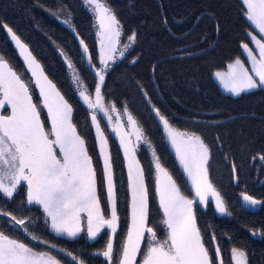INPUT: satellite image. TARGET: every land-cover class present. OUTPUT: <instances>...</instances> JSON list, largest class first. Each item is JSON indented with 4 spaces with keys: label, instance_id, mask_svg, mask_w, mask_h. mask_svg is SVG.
I'll list each match as a JSON object with an SVG mask.
<instances>
[{
    "label": "trees",
    "instance_id": "trees-1",
    "mask_svg": "<svg viewBox=\"0 0 264 264\" xmlns=\"http://www.w3.org/2000/svg\"><path fill=\"white\" fill-rule=\"evenodd\" d=\"M106 3L121 22V43L127 42V35L133 29L138 38L126 58L112 65L106 87L102 89L105 104L115 105L119 112L125 107L128 109L151 141L161 163L189 198L194 195L169 150L153 106L170 115L179 130L195 131L202 136L211 149L210 179L228 213L218 215L211 202L206 206L194 204L203 242L213 258L219 244L224 264H233L232 247L246 251L249 264H264V160L260 159L264 154V89H254L240 96L229 95L221 90L214 76V72L224 71L236 58L245 62L241 43H248L249 47L252 43L247 36L250 25L243 14L241 0H106ZM66 18L70 23H64ZM3 24L10 26L28 46L44 73L73 107V123L93 159L102 211L108 217L102 160L90 112L77 98L63 60L65 57L73 63L85 91L93 96L96 78L87 67L80 47V39H83L94 62L99 63L92 15L82 0H0V56L22 74L25 81H31L33 101L39 105L40 97L32 77ZM133 59L137 60L135 64L129 62ZM41 119L49 128L45 110ZM101 122L109 142L116 187L119 219L114 247L118 251L129 223L128 181L117 136L106 129L104 120ZM136 157L149 189L148 223L156 230L158 238L163 239L166 234L161 223L163 214L155 192L150 156L143 145L138 147ZM245 194L261 203L247 204L243 200ZM0 206H6L18 216L30 217L29 227L33 233L57 248L71 251L84 264H107L103 256L95 254L105 247L107 229L93 241H89L85 233L74 239L53 234L42 210L26 203L24 185L11 201L0 198ZM5 219L0 218V229L6 234L34 244L37 249L45 247L30 241L22 231L12 230ZM212 236L216 237L215 241ZM50 251L64 264H75L64 253ZM142 257L143 249L138 261Z\"/></svg>",
    "mask_w": 264,
    "mask_h": 264
},
{
    "label": "snow or ice",
    "instance_id": "snow-or-ice-1",
    "mask_svg": "<svg viewBox=\"0 0 264 264\" xmlns=\"http://www.w3.org/2000/svg\"><path fill=\"white\" fill-rule=\"evenodd\" d=\"M241 2L246 9L243 14L250 25L247 36L254 45V48H250L248 43H241L251 70L245 67L240 58H236L227 65L226 72H214L224 90L233 96H240L254 89H264V0ZM83 3L93 13L99 26L96 33L99 38V63L94 62L85 41L80 39L83 53L88 56L89 68L96 78L95 102L91 94L84 90L78 95L88 109L103 112L111 124L112 113L116 111V107L112 105L110 111L106 108L102 89L106 87V77L110 74L112 65L117 60L126 58L125 54L134 47L138 33L133 29L127 35V42L122 44L121 22L106 0H83ZM68 15L70 17V13ZM209 15L214 16L212 13ZM64 23H70V19L66 18ZM2 26L15 43L19 55L23 57L31 73L39 90L40 103L38 105L33 101L29 86L31 81H25L22 74L10 67L4 57L0 56V109L5 105L11 109L10 115L0 114V198L11 201L23 182L26 185V203L40 206L45 223L57 236L75 238L86 231L88 239L95 240L103 229H107L109 235L105 247L95 253L103 256L107 264H224L219 244L215 247V258L205 246L194 212V204L197 201L199 205L206 206L208 197L211 196L215 201L216 211L222 215L228 214L220 193L210 179L211 149L202 136L195 131L179 130L170 115L153 106L152 111L155 118H158V126H162L167 141L175 150L186 180L195 193L193 198H189L161 163L151 141L125 107L127 121L136 129V145H133L131 138L125 139L119 127L112 128L123 149L130 193L131 223L117 251L114 247V237L118 231L119 218L113 165L108 140L101 131L96 112H92L91 121L95 125L99 158L102 159L104 187L110 213L108 217L102 211L93 159L89 155L86 141L73 123V107L44 73L40 63L16 32L7 24ZM129 62L135 64L137 60ZM67 67H74L70 60L67 61ZM73 80L83 89L84 85L78 77L74 76ZM43 110L47 112L50 128H46L45 121L41 119ZM140 145L151 150L155 158V192L163 214L161 223L166 229L164 239H159L156 230L148 223L149 189L145 172L136 157ZM260 159L264 160V154L260 155ZM232 170L235 174V165ZM243 200L252 206L261 203L247 194L243 195ZM0 218H6L5 223L12 230L22 231L30 241L45 246L43 249H37L34 244L12 238L0 229V264H64L50 249L64 253L75 264H84V261L71 251L57 248L55 244L33 233L29 227L30 217L18 216L6 206H0ZM255 234L257 233L253 232V235ZM212 240L215 241L216 237L212 236ZM142 245L143 257L138 261ZM230 252L233 264H249L246 251L232 247Z\"/></svg>",
    "mask_w": 264,
    "mask_h": 264
},
{
    "label": "rangeland",
    "instance_id": "rangeland-1",
    "mask_svg": "<svg viewBox=\"0 0 264 264\" xmlns=\"http://www.w3.org/2000/svg\"><path fill=\"white\" fill-rule=\"evenodd\" d=\"M82 2H83V0H82ZM84 4V3H83ZM85 6V5H84ZM86 7V6H85ZM87 8V10H88V12L92 15V17H93V20H94V25H95V31H94V33H95V40H96V48H97V52H98V56H99V44H98V36L96 35V33H97V31H98V29H99V26L96 24V21H95V17H94V15H93V13L91 12V11H89V9H88V7H86ZM9 39H10V37H9ZM10 41H11V39H10ZM11 43H12V45H13V47L15 48V50L17 51V53H18V55H19V50L16 48V46H15V43L13 42V41H11ZM250 48H254V45L253 44H251V47ZM130 50V49H129ZM129 50H128V52H129ZM127 52V53H128ZM126 53V54H127ZM125 54V55H126ZM257 55H258V53H257ZM243 56H244V58H245V62H244V60L242 61V62H244L245 64H246V66L245 67H248L249 68V70H251V66H250V64L248 63V60H247V56H246V54L244 53V51H243ZM19 57H20V59L22 60V62L24 63V65H25V67H26V69H27V66H26V64H25V62H24V59H23V57H21L20 55H19ZM122 59V58H121ZM121 59H119V60H117L116 62H118V61H120ZM63 60H64V62H65V64H66V66H67V59L65 58V57H63ZM99 62V61H98ZM115 62V63H116ZM67 69H68V74H69V77H70V80L72 81V83H73V87H74V89H75V91H76V95H77V98L79 99V101L82 103V105L83 106H85L87 109H88V107H87V105L86 104H84V102H83V100H82V98H80L79 97V95H78V93L81 91V90H84L85 91V89H84V87H83V89L80 87V85L79 84H77V83H75V81L73 80V77L74 76H76V77H78V75H77V73H76V71L74 70V68L73 69H69L68 67H67ZM28 70V69H27ZM228 69L226 68L225 70H224V72H226ZM29 72V71H28ZM30 73V72H29ZM30 75H31V73H30ZM32 77V76H31ZM79 78V77H78ZM32 80H33V78H32ZM33 83H34V81H33ZM35 84V83H34ZM36 87V86H35ZM37 89V88H36ZM37 91H38V93H39V90L37 89ZM92 96V95H91ZM92 99H93V96H92ZM103 103L105 104V102H104V100H103ZM105 106H106V108L110 111L111 110V106L112 105H107V104H105ZM4 111H8V113H3ZM46 111V110H45ZM88 111L90 112V120H91V114H92V112L93 111H95L96 112V115H97V121H98V123H99V126H100V128H101V131L105 134V136H106V138H107V135H106V133H105V130L102 128V122H101V119L102 120H104L105 121V126H106V129L108 130V128H109V130L116 136V134L112 131V128L113 127H119V130H120V132L125 136V139L127 140L128 138H131V140H132V143H133V145H136V139H135V131H136V129H135V127H133V126H131L129 123H128V121H127V116L125 115V112H124V110L122 111V112H119L118 110H116L115 112H113L112 113V117H113V120H112V123L110 124L109 123V121H108V119H107V117H105L104 116V113H103V116H101V115H99L98 114V112L96 111V110H93V109H88ZM47 113V112H46ZM0 114H3V115H10L11 114V109L7 106V105H5V107L3 108V109H0ZM119 117V124H117V118ZM91 124H92V121H91ZM92 127H93V130H94V134H95V138H96V144H97V148H98V151H99V146H98V140H97V136H96V131H95V125H93L92 124ZM49 128H50V124H49ZM107 140H108V138H107ZM117 140H118V144H119V147H120V150H121V153H122V156H123V149L121 148V146H120V143H119V137H117ZM109 143V142H108ZM138 149V148H137ZM147 151H148V154H149V156H150V160H151V165H152V167H151V170L153 171V175H154V178H155V168H154V160H155V158L152 156V153H151V150H148L147 149ZM102 160V159H101ZM123 160H124V156H123ZM124 166H125V170H126V175H127V164H126V161L124 160ZM22 185H24L23 184V182H22ZM25 186V188H26V185H24ZM20 187V186H19ZM18 187V188H19ZM18 190V189H17ZM105 192H106V190H105ZM158 198V197H157ZM129 199H130V193H129ZM158 202H159V200H158ZM208 202H211L213 205H214V207H215V201L212 199V197L211 196H209L208 197ZM36 206H38L39 208H40V206L39 205H36ZM204 206V205H203ZM41 209V208H40ZM42 210V209H41ZM42 212H43V210H42ZM218 213V212H217ZM83 215V214H82ZM218 215H220V216H223L222 214H220V213H218ZM43 217H44V214H43ZM128 220H129V223H128V227H129V225H130V223H131V219H130V202H129V218H128ZM44 221H45V217H44ZM47 225V224H46ZM86 226V225H85ZM47 227H48V229H49V231H51L50 230V228H49V226L47 225ZM128 229V228H127ZM104 230V229H103ZM102 230V231H103ZM52 232V231H51ZM53 233V232H52ZM82 233H85L86 235H87V233H86V231H83V232H81L78 236H80ZM165 233H166V229H165ZM53 234H55V233H53ZM56 235V234H55ZM77 236V237H78ZM99 236V235H98ZM165 236H166V234H165ZM61 237H64V238H68V237H66V236H61ZM76 238V237H75ZM88 238V237H87ZM165 238V237H164ZM163 238V239H164ZM68 239H74V238H68ZM89 241H93V240H90V239H88ZM142 249H143V245H142ZM65 255V254H64ZM142 259V258H141Z\"/></svg>",
    "mask_w": 264,
    "mask_h": 264
},
{
    "label": "water",
    "instance_id": "water-1",
    "mask_svg": "<svg viewBox=\"0 0 264 264\" xmlns=\"http://www.w3.org/2000/svg\"><path fill=\"white\" fill-rule=\"evenodd\" d=\"M80 47H81L82 54H83V57H84V59H85L86 65H87V67L89 68V65H88V56H87L86 54L83 53V48H82L81 45H80ZM89 70H90V68H89ZM90 71H91V70H90ZM91 72H92V71H91ZM92 73H93V72H92ZM93 102H95V93L93 94ZM96 111L98 112L99 115L103 116V112L99 111L98 109H96ZM163 134H164L165 140H166V142H167V144H168L169 150L171 151L172 155L174 156V159L176 160L177 165H178L180 171H181L182 174L184 175V173H183V171H182V167H181V165L179 164V161H178L177 158H176L175 150L172 149L170 143L167 141V139H166V134H165V133H163ZM184 177H185V179H186V176H185V175H184ZM186 181H187V180H186ZM188 185H189V187H190V189H191L190 183H188ZM191 191H192L193 195L195 196L194 191H193V190H191ZM197 202H198V201H197Z\"/></svg>",
    "mask_w": 264,
    "mask_h": 264
},
{
    "label": "crops",
    "instance_id": "crops-1",
    "mask_svg": "<svg viewBox=\"0 0 264 264\" xmlns=\"http://www.w3.org/2000/svg\"><path fill=\"white\" fill-rule=\"evenodd\" d=\"M245 11H246V9H245ZM248 23H249V22H248ZM217 81H218V80H217ZM218 84H219L221 90H222L224 93L231 95V93H229V92H227V91L224 90V88H223L222 85L219 83V81H218ZM45 112H46V111H45Z\"/></svg>",
    "mask_w": 264,
    "mask_h": 264
},
{
    "label": "flooded vegetation",
    "instance_id": "flooded-vegetation-1",
    "mask_svg": "<svg viewBox=\"0 0 264 264\" xmlns=\"http://www.w3.org/2000/svg\"><path fill=\"white\" fill-rule=\"evenodd\" d=\"M250 47H251V45H250Z\"/></svg>",
    "mask_w": 264,
    "mask_h": 264
}]
</instances>
